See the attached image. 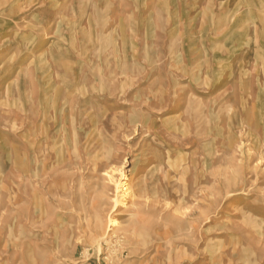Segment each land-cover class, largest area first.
Instances as JSON below:
<instances>
[{"label": "rangeland", "instance_id": "374dc122", "mask_svg": "<svg viewBox=\"0 0 264 264\" xmlns=\"http://www.w3.org/2000/svg\"><path fill=\"white\" fill-rule=\"evenodd\" d=\"M7 1L0 264H264V95L251 89L252 59L240 75L235 60L207 58L199 80L164 58L117 62L107 12L95 13L93 55L83 43L76 55L85 21L36 14L53 19L49 8L70 0H38L48 6L13 19Z\"/></svg>", "mask_w": 264, "mask_h": 264}, {"label": "crops", "instance_id": "0c3cea01", "mask_svg": "<svg viewBox=\"0 0 264 264\" xmlns=\"http://www.w3.org/2000/svg\"><path fill=\"white\" fill-rule=\"evenodd\" d=\"M32 2L8 0L7 18L13 19L18 13L25 14L41 3L38 0L34 4ZM46 5L41 3L39 8ZM55 5L49 8L53 11V19L46 17L47 9L37 11L43 24L50 25L64 11L70 17V25L77 27L79 20H84L85 32L91 33L83 40H77L75 36V40L70 42V52L78 53L79 44L83 43L80 46L86 47V57L93 55L95 13L107 12L115 27L111 53L117 62L133 61L134 66L141 67L145 58H164L171 66L178 62L192 79L197 75L199 80L205 79L207 58L235 60L233 70L240 75L246 68L247 59L251 58L248 70L254 85L251 89L255 90V85L259 83L261 86L257 89L264 95V0H100L96 3L86 0L84 4L79 0H70L64 9ZM195 65L197 74L189 73L194 72ZM258 79L260 82H257ZM133 81H136L134 77ZM157 81L163 83V80ZM236 83L241 85L242 80L238 78ZM245 88L239 86L243 92ZM235 89L238 90V87ZM33 90L35 88L29 91ZM27 98L30 104H34L32 101L36 97L33 93H29ZM73 98H78V93ZM29 105L26 108L27 117ZM38 113L35 108V116ZM74 117L80 120L76 115ZM91 120L107 122L109 118L94 114Z\"/></svg>", "mask_w": 264, "mask_h": 264}, {"label": "bare ground", "instance_id": "6f19581e", "mask_svg": "<svg viewBox=\"0 0 264 264\" xmlns=\"http://www.w3.org/2000/svg\"><path fill=\"white\" fill-rule=\"evenodd\" d=\"M32 104V103H31ZM34 105V104H33ZM30 109V108H29ZM30 122L31 121H29V124H30ZM110 175V174H109ZM119 185V184H118ZM121 186V185H120ZM117 189H118V187H117ZM126 190H128L129 192V194H134L135 195V193H134V191H133V186L131 185V184H128V186L126 187ZM123 201H126L125 199L123 200ZM111 222H113L114 224H116L117 223V221L116 220H112L111 219Z\"/></svg>", "mask_w": 264, "mask_h": 264}]
</instances>
